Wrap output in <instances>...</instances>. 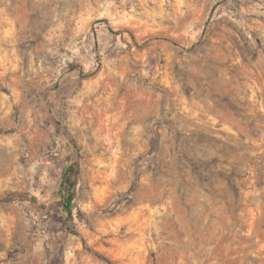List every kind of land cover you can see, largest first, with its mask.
Segmentation results:
<instances>
[{
  "label": "rangeland",
  "instance_id": "rangeland-1",
  "mask_svg": "<svg viewBox=\"0 0 264 264\" xmlns=\"http://www.w3.org/2000/svg\"><path fill=\"white\" fill-rule=\"evenodd\" d=\"M55 256L264 264V0H0V264Z\"/></svg>",
  "mask_w": 264,
  "mask_h": 264
},
{
  "label": "trees",
  "instance_id": "trees-1",
  "mask_svg": "<svg viewBox=\"0 0 264 264\" xmlns=\"http://www.w3.org/2000/svg\"><path fill=\"white\" fill-rule=\"evenodd\" d=\"M56 124L58 128L62 130L63 136L66 138V147L69 149L74 148L78 152V144L72 134L66 128H64L59 120H56ZM80 174L81 169L78 160H71L69 163L64 164L62 168L61 187L58 192V200L63 214L66 215L67 222H72L74 220L75 199L78 183L80 180ZM14 196H18L31 210L40 211L46 209V207L38 204L36 197L31 194L14 192L7 196L6 199H11ZM57 259L58 256H55L51 261V264H54L55 260Z\"/></svg>",
  "mask_w": 264,
  "mask_h": 264
}]
</instances>
